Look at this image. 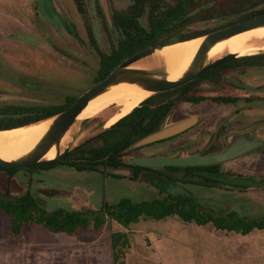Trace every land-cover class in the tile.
Segmentation results:
<instances>
[{
    "label": "rangeland",
    "instance_id": "rangeland-1",
    "mask_svg": "<svg viewBox=\"0 0 264 264\" xmlns=\"http://www.w3.org/2000/svg\"><path fill=\"white\" fill-rule=\"evenodd\" d=\"M35 1L0 0V105L61 103L67 95L80 96L94 85L100 64L97 51L90 43H80L65 30L59 31L35 17L32 6ZM199 1H212L209 10L212 17L191 24L187 32L210 30L222 22L231 21L224 19L239 5L264 7V3L256 5L247 0ZM52 2L40 0L39 9L45 13L46 8H50L49 13L54 16ZM128 2L112 0V8L118 9ZM106 15L111 17L109 0ZM75 22L86 39L80 16L75 18ZM92 22L98 31L96 38L99 47L109 53L112 44L103 32V18L95 16ZM148 58L140 62L144 64ZM191 94L204 97L238 96L241 101L235 110L234 106H222L210 99L201 104L180 101L176 90L170 91L168 96L176 102V106L166 123L198 116L199 124L188 135H175L144 148L131 149L124 157L126 162L131 155L138 153H144V156L177 155L181 152L193 154L204 152L212 145L221 151L227 146L231 135L208 134L220 130L228 121L231 125L224 126L226 133L251 128L260 134L255 136L264 138V57L258 58L256 65L236 63L221 71L218 79L199 80ZM117 110V105H113L109 111L90 118L79 133L77 145L106 128V123ZM222 168L253 174L254 178L261 179L264 176V152L260 150L223 162ZM107 171L127 177L132 174L129 167L109 168ZM184 173L180 171L174 176L184 179ZM149 174L144 173L140 180L133 181L102 174L103 180L98 171H78L65 166L43 168L32 173L19 170L13 177L0 170V187L21 194L30 186L40 203L49 209H97L104 199L110 203H116L123 197L144 201L168 192H183L216 211L234 210L248 217L264 216V186L254 185L242 191L207 188L203 187L205 182L200 177H190L193 183L186 186L182 182L175 186L168 185L170 181H167L158 187H148L147 184L151 185ZM10 225V215L0 211V234H5ZM113 231L129 233L131 246L127 250V264H264V230L259 232V229H255L254 235L242 236L216 229L211 223L199 225L178 216L162 220L141 219L129 227L111 220L98 230L79 228L73 234L54 232L43 225L29 223L24 227L23 239L47 245L32 242L31 246L25 247V255L30 264H112L109 240ZM7 235L10 239L16 237L11 230Z\"/></svg>",
    "mask_w": 264,
    "mask_h": 264
},
{
    "label": "trees",
    "instance_id": "trees-1",
    "mask_svg": "<svg viewBox=\"0 0 264 264\" xmlns=\"http://www.w3.org/2000/svg\"><path fill=\"white\" fill-rule=\"evenodd\" d=\"M199 4V0H177L174 4L164 0H133V13L140 12L141 15H147L148 25L143 22L136 27L135 20H129L131 24L127 27L128 37L126 41L120 44L115 52L101 56L99 69L95 74L93 83L95 84L105 78L125 58L151 46L163 35L177 28L178 24L191 23L209 14V11L204 7L197 13L187 16ZM79 8L81 11L83 10L81 4ZM260 13H264V9L233 11L228 14L227 20H241ZM204 31L185 32L169 42L197 36ZM190 85H192V82L186 86L189 87ZM155 96L156 94L151 95L140 106L135 107L115 123L104 128L101 133L105 135L89 137L76 145L60 160L46 165L25 168L0 167V170L8 172L9 176L13 177L19 170H29L32 173V171L43 168L68 166L78 171H100L105 177L111 175L115 178H124L125 175L109 173L107 169L129 167L132 169V174L128 177L132 180H138L143 171L161 173V171L149 167L133 165L124 159L125 155L131 150L130 146L145 135L161 128L166 117L174 109V104L171 101L153 106L151 102ZM78 97L79 95H67L61 103L0 105V129L26 125L53 116L71 106ZM184 97L189 100L192 99L186 92ZM183 169L189 171L190 174L200 173L202 178L210 184H207V186L214 187L223 183L239 184L247 187L251 185L234 183L227 179L234 176L254 178L241 174L223 173L220 170V164L188 167L169 166L166 171L176 173ZM0 211L10 215V230L14 236L20 235L23 228L29 223L43 225L54 232L74 233L79 228L98 230L111 220L129 227L141 219L162 220L170 216H178L184 221L195 222L199 225L211 223L216 229L243 235L255 229H264V216L248 217L234 210L216 211L196 202L189 195L171 193L144 201H134L131 198L123 197L116 203H110L104 199L97 209L89 207L83 210H71L64 207L47 208L40 203L30 186L21 194H14L9 189L5 190L0 187ZM110 245L112 264H127V250L131 246L129 233L127 231H113Z\"/></svg>",
    "mask_w": 264,
    "mask_h": 264
},
{
    "label": "water",
    "instance_id": "water-1",
    "mask_svg": "<svg viewBox=\"0 0 264 264\" xmlns=\"http://www.w3.org/2000/svg\"><path fill=\"white\" fill-rule=\"evenodd\" d=\"M101 1L105 12L108 13V0ZM198 10L199 9L191 11L187 16L193 15ZM261 27H264V13L202 35L167 43L181 33L184 30V27L172 31L156 40L151 46L139 50L125 58L121 63L114 67L105 78L85 90L71 106L53 116L43 119H51V122L38 141L26 152L15 158L4 159L0 157V167L25 168L35 165H46L60 160L77 145L76 141L79 133L90 119L84 118L78 120V116L91 100L119 84L137 86L140 89L152 92V94L181 87L212 68L233 58L240 57L239 53L230 51H226L218 57H210L209 52L216 44L238 33ZM196 37H203V39L188 67L176 79L167 78V69L165 65L149 66L140 62L146 57L153 56L166 45ZM253 52L254 54L264 53V48L254 50ZM198 120V116H190L181 120L168 122L160 129L140 138L130 146V149L138 148L174 136L173 134L188 129L196 124ZM66 136L70 137L68 141H64ZM263 148L264 138L255 135H231L228 139L227 146L218 152L207 154H203L202 152H196L193 154L181 152L177 155H131L128 158V163L155 169H163L167 166H206L236 159L260 151ZM53 149L55 155L51 158H47L46 155ZM227 180L234 183L264 185V179L262 178L257 179L234 176L229 177Z\"/></svg>",
    "mask_w": 264,
    "mask_h": 264
},
{
    "label": "flooded vegetation",
    "instance_id": "flooded-vegetation-1",
    "mask_svg": "<svg viewBox=\"0 0 264 264\" xmlns=\"http://www.w3.org/2000/svg\"><path fill=\"white\" fill-rule=\"evenodd\" d=\"M52 1L53 2L51 3V6L54 10V16L50 15L51 13H49V12H51V9L46 8L45 13L43 12L44 13L43 14L44 17L42 18L43 22L44 23L48 22L49 24L54 26L59 31L65 30L71 37H73L75 40H77L80 43H90L93 46L94 50L97 51L100 58L103 54H106V52L104 53V51H102L101 48L99 47V43H98L97 38H96L98 31H97V29L95 30V27H93V22H92L93 17H95V16L100 17L101 16L104 20L105 26L103 28V32L106 34L107 38L109 39L110 43L112 44L111 51L109 52V54L115 52L118 49V47L120 46V44H123L126 41V38L128 37L127 27H129L131 24V23H129V20L134 19L136 27L141 25V23H143V22L146 25H148V22H149L147 15H141L140 12H136L135 14L133 13V10H134L133 9V0H129L128 3H125L123 6H121L118 9L112 8V0H109L110 1V13H111L110 19L106 15V12H105V9L103 7L101 0H52ZM164 1L168 2L167 0H164ZM247 1H250V3L256 4V5H259L260 3H264V0H247ZM176 2H177V0H175L174 2L172 1V4H174ZM199 2H200V4L198 6H196V8L194 10L199 9L198 11H200L204 7L206 8L207 11L210 10V8H211L210 6L212 4V1H199ZM80 4L83 7L82 11L79 8ZM246 9L261 10V9H264V7L254 8V6H252V5L249 7L239 5L237 8H235V11H245ZM260 14H263V13H260ZM260 14H256V15H260ZM256 15H253V16H256ZM78 16H80L81 20L83 21V25H84V29H85V35L87 36L86 39H84L83 36L81 35V31L78 27V24L75 22V18H77ZM223 16L224 15H222V17ZM253 16L245 17V18H242L241 20H236V21H226L227 19H224V21H226V22H222L217 27H214L213 29H210V30L204 31V32H200V33L205 34V33L220 29L222 27H226V26L241 22V21L246 20L248 18H251ZM210 17H212V15L207 14L203 18L195 20L191 23H180V24H178L177 28H175L174 30L179 29L181 27H184V30L181 33H179L177 36H175L174 38L179 37L182 34H184L185 32H187L188 28L190 27L191 24L198 22V21L207 20ZM226 18H227V16H226ZM101 30H102V28H101ZM174 30H172V31H174ZM200 31H202V30H200ZM171 32H169V33H171ZM169 33H167V34H169ZM167 34H165V35H167ZM202 34H200V35H202ZM165 35H163V36H165ZM181 40H183V39H181ZM174 42H176V41H174ZM167 43H170V42L168 41ZM261 57H264V53L247 55V56H240V57L233 58L227 62H224V63L212 68V69H214L213 71H211L212 70L211 69V70H209L211 72L207 71L204 74L200 75L199 77L195 78L194 80L190 81V82H192V85H190L189 87H187L186 85L190 82H188L187 84H185L181 87L175 88V89L155 93L156 96L153 98L151 104L153 106H158L159 103L171 101L174 104V109H175L176 102L171 97H169L168 94L170 91L176 90V92L178 93V97H179L180 101L192 102L195 104H201V103L207 101L208 99H210L211 102L221 104L222 106H234V107H236L235 108V110H236L237 106H239L238 103L241 101L240 97H238V96H213V97L195 96V95L191 94L192 90H194V85L196 84V82H198L199 80L204 79V78L218 79L221 75V71H223V70L229 68L230 66H233L234 64L239 63V62H244L245 64H247L249 66L250 65H256L257 59L261 58ZM185 92L192 99L189 100V99L185 98L184 97ZM155 94H152V95H155ZM149 97H151V96H149ZM149 97L145 98L137 106H140L142 104V102H144ZM246 100H248V97H246ZM111 107L109 109H107L106 111H109L111 109ZM118 111H119V108L111 116L116 114ZM169 116L170 115H168L166 117L164 124H166L167 120L169 119ZM199 122H200V117H199V120L196 124L192 125L191 127H189L188 129H186L182 132H179V133H176L173 135L174 136L175 135H188L189 131L192 128H194L196 125H198ZM223 125L224 126L225 125H231V122L228 121ZM224 126L220 130H217L215 133L210 132L208 135H260L255 130H253L251 128L234 130V131H231L229 133H226L227 128ZM95 135H105V134L100 132V133H97ZM171 137H173V136H171ZM166 139H168V138H166ZM166 139H163L160 141H164ZM157 142H159V141H157ZM148 145H150V144H148ZM148 145H144V146H141L138 148H144L145 146H148ZM214 149H216V147L212 145L202 153L207 154V153H212V152L218 151L217 149L215 151H212ZM261 151L264 152V148ZM143 154L144 153H138L137 155H143ZM150 155H156V154H150ZM159 155H166V154H159ZM219 164H220V170L223 173L230 174V175L241 174V175H245V176L254 177L253 174L246 175L243 172H231L230 170H225L222 168V163H219ZM167 167H169V166H167ZM167 167H165L163 169L152 168V169L161 171V173H156L153 171H143L140 174V178L138 180H140L142 178V175L144 173H150L148 176V179H150L152 186L158 187L159 185H161L162 183L167 182V181H170L168 183V185L171 184V185L175 186L176 183L182 182V184H185V186H186L188 184L193 183L190 181V179H189L190 177L191 178L192 177H200L205 182V183H203V187H207V188L214 187V186H207L208 183L202 178L200 173L190 174L189 171L183 169L180 171L185 172L184 173L185 174L184 179H177L174 176V174H176L180 171H177L176 173H172L170 171H166ZM177 167H180V166H177ZM185 167H188V166H185ZM149 168H151V167H149ZM124 178L130 179L127 176H125ZM262 178H264V176ZM120 179H122V178H120ZM130 180H132V179H130ZM138 180H134V181H138ZM198 185L201 186V184H198ZM208 185H210V184H208ZM234 185L223 183V184H220L219 186H215V187L216 188H224V189H229V188L230 189H238V190L242 191L246 188L254 186V185H251V186L243 187L242 185H239V184H234ZM260 186H264V185H260ZM160 193L164 194L163 191H161ZM168 193H170V192H168ZM168 193H165V194H168ZM171 194H175V193H171ZM178 194L188 195V193L186 194L183 192H179ZM189 196L193 197L192 195H189Z\"/></svg>",
    "mask_w": 264,
    "mask_h": 264
},
{
    "label": "bare ground",
    "instance_id": "bare-ground-1",
    "mask_svg": "<svg viewBox=\"0 0 264 264\" xmlns=\"http://www.w3.org/2000/svg\"><path fill=\"white\" fill-rule=\"evenodd\" d=\"M203 37H196L185 41L164 46L156 54L146 60L144 65H165L167 78L176 79L188 67L193 59ZM264 48V27L255 28L238 33L218 44L209 52L210 57H218L226 51L239 53L240 56L253 55L254 50ZM152 95V92L137 86L119 84L97 98L91 100L79 114L78 120L92 118L106 111L110 105H117L119 111L111 116L107 127L132 111L141 101ZM51 119L32 123L8 130H0V157L15 158L30 149L47 130ZM69 136L64 141H68ZM55 155L54 149L46 157Z\"/></svg>",
    "mask_w": 264,
    "mask_h": 264
},
{
    "label": "crops",
    "instance_id": "crops-1",
    "mask_svg": "<svg viewBox=\"0 0 264 264\" xmlns=\"http://www.w3.org/2000/svg\"><path fill=\"white\" fill-rule=\"evenodd\" d=\"M32 1V0H31ZM40 0H36L35 2H32V6L34 8V14L36 15L35 17H38V19H41L44 17L43 16V11H41L39 9V5L41 4L39 2ZM41 15V16H40ZM60 167V166H57ZM55 167V168H57ZM68 167V166H65ZM100 172V171H98ZM101 173V172H100ZM102 175V173H101ZM103 177V175H102ZM115 178V177H112ZM104 180V177H103ZM134 181V180H133ZM148 187H151L152 185L147 184ZM71 210H76V209H71ZM24 230V228H23ZM23 230L21 232L20 235H17L16 237H14L13 239L9 238L8 232H10V229L8 231L5 232V234L1 235L0 234V264H30V261H28V256H26L25 254V247H29L31 246L30 244L32 242L38 244V245H47V243H40L37 241H31L30 239L28 241V239H23ZM261 229H259V232ZM264 230V229H262ZM255 231L253 230L252 232L245 234L246 236L249 235H254ZM73 234V233H70ZM240 234V233H239ZM242 236H244L243 234H240ZM257 237H261V236H257ZM264 237V236H263ZM109 248H110V252H111V245H110V240H109ZM27 252V251H26ZM39 254V252H38ZM112 256V253H111ZM41 264V263H38Z\"/></svg>",
    "mask_w": 264,
    "mask_h": 264
}]
</instances>
